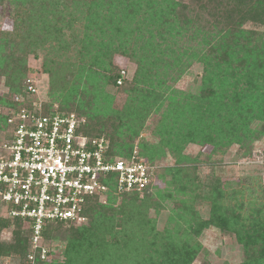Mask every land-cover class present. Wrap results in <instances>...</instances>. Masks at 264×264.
Here are the masks:
<instances>
[{
  "label": "trees",
  "instance_id": "16d2710c",
  "mask_svg": "<svg viewBox=\"0 0 264 264\" xmlns=\"http://www.w3.org/2000/svg\"><path fill=\"white\" fill-rule=\"evenodd\" d=\"M48 1L51 3L50 0ZM42 3L47 4V0H43ZM45 4L43 7L47 8ZM216 4L217 0H189V2L90 0L87 2V9L91 12V16L87 17L86 27L96 33L94 38L88 36L86 38L88 41L83 39L79 41V47L75 53L80 60L71 65L68 71H64L61 63L54 59V56L46 59L44 71L50 79V96L59 100L60 103H55L56 101L50 97L51 103H43L44 112L57 110L86 116L81 128L82 132L89 137H105L108 140L106 158L115 159L131 154L134 147L133 139L138 135L137 128L140 127V125L134 126V122L140 121L143 125L150 111L162 109V112L160 111L161 126L155 133L156 136L158 135V140L156 143L144 145L143 153L148 159L143 154L142 156L150 164L159 163L166 158L167 153L176 157L174 164L164 166L158 174L163 187L156 186L151 190L153 187L149 185L142 191L118 194L114 183L109 182L105 197L109 199L108 204L98 203V197H88L82 212L90 218L86 226H72L61 221L45 222L41 232V244L47 251L49 250L50 253L55 239L59 238L64 242L62 257L53 264H191L202 249L201 243L196 238L210 226H214L222 233L235 236L244 254L243 259L236 264H264V215L259 217V214H262L260 210H255L249 215L246 223L240 216L243 203L239 201L236 202V206H221L217 198L222 194L217 188L213 189L215 197L209 204V210L204 212L205 214L196 210L193 203L184 198L194 191L191 187V183L194 184V182L190 176L189 158L181 153L183 148L177 146L172 138L173 125L179 124L181 117L184 125L193 128L201 121V114H208L213 107H216L215 103H221V95L216 94L215 73L212 67L209 68L207 65L208 56H200L194 60L199 61L203 66L201 94L199 97H191L195 102L187 99L180 103L182 100H177L175 90L166 87L163 77L158 75V65L162 59L160 50L157 49L160 44L155 41L182 35L186 25L194 24L195 20L200 21L205 10L215 11ZM232 9H234L233 12L236 10V13L230 15L234 20L230 22L229 30L241 34L245 14L252 13L253 21H261L264 16V0H240L225 10L232 12ZM242 11L244 14L241 13ZM173 16L177 17L181 24L177 26L173 22ZM2 36L0 35V45L5 44L6 41ZM62 38L63 35L58 30L51 38L50 47L53 46V50L58 54L66 53L68 49L63 44ZM206 43L207 40L204 38L202 44ZM188 50L174 55L172 63L179 66L184 63L183 57L185 60H190L197 56V51L189 52ZM89 51L94 53L88 56V60H84ZM118 52L129 57L137 65L136 74L133 77L134 83L127 84L118 91L131 94L139 106L134 107L128 103L121 111L109 112L113 96L105 90V86L109 83L117 85L118 80H120L118 85L125 84L126 76L117 70L112 60L114 54ZM236 62L239 63L230 65L221 58L220 80L223 78L222 81H226L228 75L241 74L252 78L253 73H261L259 79H264V64H257V68L254 69V67L249 68L243 61ZM187 64L190 65L191 60ZM30 70V68L26 69L25 53L21 50L11 52L9 56L0 55V77L6 76V83L12 90L11 93L22 96L26 102L31 100L24 87V81L29 76ZM254 91L256 95L263 93L259 87ZM233 97L230 99H236V102L225 103V106H229L228 114L227 116L217 115L216 124L220 126L218 130L222 133L231 131L245 135L254 102L244 101L246 97L244 100L238 98L237 92H233ZM150 98L153 99L150 100ZM164 102L166 106L163 108ZM0 103H2L1 99ZM22 105H24L23 102L16 103L13 99L8 102V106L14 108ZM141 110L144 111L143 115L139 113ZM177 110L181 113L179 117L176 116ZM170 116L171 124V121H168ZM186 116H190L189 120ZM1 122L0 125L3 128L6 127V114L4 118H1ZM97 125H99L98 129ZM107 126L110 127L109 137L102 132ZM209 128L213 132L217 131L215 125ZM192 141H194L193 138L186 140L187 143ZM140 192H144L142 199L138 197ZM117 198L121 200L118 204L115 203ZM166 199L175 201L174 204L176 200H179L181 207L161 209L160 202ZM132 201L136 204L133 203L136 210L134 209L132 213V228H134L131 231L135 237L128 234L125 225L127 209ZM143 204L159 208L160 214L167 213V218L173 222L172 233L168 228L157 229L155 224L147 219H139L138 207ZM164 209H167L165 213L161 211ZM8 217L0 216V231L6 227H12L10 240L8 242L0 240V258L15 256L21 264H52L41 259L39 252L34 253V259L29 258L31 252L29 221L19 217Z\"/></svg>",
  "mask_w": 264,
  "mask_h": 264
},
{
  "label": "rangeland",
  "instance_id": "374dc122",
  "mask_svg": "<svg viewBox=\"0 0 264 264\" xmlns=\"http://www.w3.org/2000/svg\"><path fill=\"white\" fill-rule=\"evenodd\" d=\"M50 1L51 3L47 0V4H45L42 3L43 0H0V35H3L2 38L6 40L5 44L0 45L2 47L0 55L7 54L9 56L11 52L17 50L24 52L26 69H31L29 77L36 81L37 96L48 103H51V98H53L58 104L59 100L50 96V79L44 71L46 59L54 56V59L61 63V68L68 71L71 65L80 60L75 53L79 47V41L81 39L88 41L86 39L88 36L94 38L96 32L88 30L86 27L87 17L91 16V12L87 9V2L90 0ZM181 1L189 2V0ZM239 1L217 0L215 11L205 10L203 18L200 21L195 20L194 24L186 25L182 35L176 38L166 37L163 41L160 39L155 42L160 44L157 49L160 50L159 54L162 59L158 65V75L163 77L166 87L175 90L177 100H182L180 103L187 99L190 102H195L191 97L200 96L203 66L199 61L194 60L204 55L208 56L207 65L209 68L212 67L215 73L216 94L217 96L220 94L222 98L221 103H215L216 107H213L208 114L200 115L201 121L193 128L184 125L181 117V122L173 125L172 138L177 146L183 148L181 153L189 158L190 176L194 182V184L191 183L194 191L184 198L192 202L196 210L205 214L204 212L209 210V204L215 197L213 189L217 188L222 194L217 198L221 202V206H236V202L239 201L243 203L240 216L247 223L249 215L253 214L255 210H260L262 213L259 214V217L264 215V95H261L264 93V79H259L261 73H253L252 78L243 74L228 75L227 80L222 81L223 78L220 80L222 71L220 61L222 58L230 65L239 63L236 62L237 60L243 61L248 64L249 68L254 67V69L257 68V64H264V16L261 21H253L252 13L245 14L242 23L243 32L238 34L230 31L229 24L234 20L230 15L236 13V10L233 12L234 8L232 12H228L225 9ZM44 4L48 7L44 8ZM241 13L244 14L243 11ZM172 19L177 26L179 23L181 24L177 17L173 16ZM57 30L63 35L62 42L68 48L66 53L58 54L53 50V46L50 47L51 38L55 36ZM204 38L207 40L206 44H202ZM183 50L197 51L198 53L195 58L190 59V65L187 64L190 60H185V57H183V64L174 65L172 63L174 55L183 53ZM88 53L90 55L86 54L84 60H88V56L94 52L89 51ZM112 60L117 66V70H120L121 74L126 77L125 84L121 86L118 83L117 85L109 83L105 86V90L113 96L109 112L121 111L128 103L138 107L139 103L133 100L131 94L118 91L121 87L134 83L136 63L119 52L114 54ZM243 68L245 67L243 66ZM6 82L7 77L1 76L0 124L2 123L1 118H4L11 108L8 106V102L14 96ZM257 87L263 93L256 95L254 90ZM233 92H237L238 98H242V100L246 97L244 101L254 102L253 111L249 116L248 129L250 131L247 129L245 135L231 131L222 133L218 130L220 126L216 124L217 115L227 116L228 114L229 106H225V103L234 104L236 102V99H230L234 98ZM152 99L150 98V100ZM162 105L164 108L166 102ZM160 111L162 112V109ZM160 111H150L143 125L140 121L134 122V126L140 125V127L137 128L138 135L133 139V150L136 149L141 156L144 155V145L156 143L158 140V135L156 136L155 133L161 126ZM184 112L188 114L186 110ZM139 113L143 115L144 111L141 110ZM180 114L178 111L176 116L179 117ZM80 117L85 119L86 116ZM186 118L189 120L190 116H186ZM168 121H171L170 124L172 123L171 116ZM213 125L217 129L215 132L209 128ZM96 127L98 129L99 125ZM4 128L0 125V132ZM109 129L110 127L107 126L102 131L107 137L110 136ZM187 138H193L194 141L187 143ZM145 157L143 158L146 159L147 157ZM175 160V156L167 153L166 158L160 160L159 163H151L153 166L150 183L153 188L151 190L156 186L163 187V182L158 174L164 166L174 164ZM139 194L140 199L144 198V192ZM180 198L181 196L178 199L180 200ZM179 200H176L174 204L175 201L166 199L160 202L161 209L163 207L178 209L181 207ZM119 201H121L120 198H117L115 203L118 204ZM97 202L108 204L109 199L101 198ZM133 203L132 201L128 206L125 225L128 234L135 237L131 232L134 228H132V213L134 209L136 210V204ZM167 209L161 211L165 213ZM143 211L145 214L141 213ZM166 214H160L159 208L146 204L138 207L139 219H147L155 224L157 229L168 228L172 233L173 222L169 221ZM0 216L9 218L1 206ZM89 221L90 218L85 215V219L80 223L67 224L86 226ZM11 231V226L1 229L0 240L8 242L11 238ZM196 239L201 243L202 249L191 264H205L206 262L236 264L243 259V249L235 240V236L222 233L214 226L205 228ZM63 243L59 238L55 239L52 243L53 248L50 253L49 250L46 252L44 260L52 262V264L60 260ZM0 264H21V262L15 256H2Z\"/></svg>",
  "mask_w": 264,
  "mask_h": 264
},
{
  "label": "built area",
  "instance_id": "2783aa9c",
  "mask_svg": "<svg viewBox=\"0 0 264 264\" xmlns=\"http://www.w3.org/2000/svg\"><path fill=\"white\" fill-rule=\"evenodd\" d=\"M24 87L31 100L13 96L24 105L8 110L0 132V206L7 216L29 221L32 260L35 252L46 257L41 244L45 222L80 223L86 199L105 198L109 182L118 194L142 191L151 183L153 166L136 149L127 157L107 159L108 140L84 134V118L44 112L36 81L28 76Z\"/></svg>",
  "mask_w": 264,
  "mask_h": 264
}]
</instances>
